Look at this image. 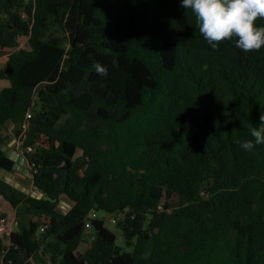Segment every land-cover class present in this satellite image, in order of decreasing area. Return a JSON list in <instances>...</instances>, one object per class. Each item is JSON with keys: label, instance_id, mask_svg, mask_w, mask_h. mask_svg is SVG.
I'll return each instance as SVG.
<instances>
[{"label": "trees", "instance_id": "trees-1", "mask_svg": "<svg viewBox=\"0 0 264 264\" xmlns=\"http://www.w3.org/2000/svg\"><path fill=\"white\" fill-rule=\"evenodd\" d=\"M1 54L0 134H22L44 198L0 177L31 216L0 264H264V144L238 143L264 113V48L213 49L181 0H0ZM92 210L125 212L123 244L97 219L79 252Z\"/></svg>", "mask_w": 264, "mask_h": 264}, {"label": "clouds", "instance_id": "clouds-1", "mask_svg": "<svg viewBox=\"0 0 264 264\" xmlns=\"http://www.w3.org/2000/svg\"><path fill=\"white\" fill-rule=\"evenodd\" d=\"M181 6L191 10L200 34L213 49L225 41H233L235 47L244 52L264 48V26L259 24L264 20V0H181ZM93 67L98 75H108L106 66L95 63ZM249 131L254 141H238L246 151L264 144V113L260 116V125ZM28 163L31 169L30 160Z\"/></svg>", "mask_w": 264, "mask_h": 264}, {"label": "rangeland", "instance_id": "rangeland-1", "mask_svg": "<svg viewBox=\"0 0 264 264\" xmlns=\"http://www.w3.org/2000/svg\"><path fill=\"white\" fill-rule=\"evenodd\" d=\"M53 30H55V29H53ZM21 47L22 48H28V40L27 39H22V44H21ZM7 58H8V54H1L0 55V68H2V69H6V62H7ZM6 84V81H4V79H1L0 78V90L1 89H3L4 88V85ZM4 133L2 132L1 134H0V145H2L3 144V142H2V140H3V138H4ZM19 146V145H18ZM20 149H19V151L21 152V147H19ZM16 174H18L17 172H15ZM14 173V174H15ZM20 175V178L23 180V182L24 183H26V185L27 186H24V187H26V188H28V186H34L33 184H32V182H29L27 179H26V176H24L23 174H19ZM18 175V176H19ZM0 177H5V173H3V172H0ZM63 202H67V203H69V204H71L72 205V203H71V201L69 200V199H67V198H64V200H62ZM61 201V202H62ZM61 202H60V204H59V206H58V208H60L61 210H65V207H67L65 204H61ZM0 215L1 214H3L2 213V211H1V209L4 207V206H8L9 207V209L11 210V211H13V208L11 207V206H9L5 201H4V199L3 198H1L0 197ZM15 212V211H14ZM99 216L100 217H106V227H108L111 231H113V232H115L116 234H117V236H118V243H119V245H121V244H123V236H122V232H121V230H120V228L116 225V224H114V223H112L110 220H107V214L105 213V212H99ZM15 221L17 222V225H16V227H15V229L16 230H18V228L21 226V224H25V223H28V221H29V219H30V215H28V214H26V213H22V215H20V220H19V218H18V216H17V210H16V213H15ZM14 220V219H13ZM20 221V224H18V222ZM22 222V223H21ZM96 233H95V230H91V231H89V232H87V235H86V240H85V242L83 243V244H81V246H80V248H79V252H86V250L92 245V240H93V237H94V235H95ZM1 256V255H0ZM46 260V259H45ZM39 264H45V263H43L42 261L39 263Z\"/></svg>", "mask_w": 264, "mask_h": 264}, {"label": "water", "instance_id": "water-1", "mask_svg": "<svg viewBox=\"0 0 264 264\" xmlns=\"http://www.w3.org/2000/svg\"><path fill=\"white\" fill-rule=\"evenodd\" d=\"M18 136L19 134L16 132V134L14 135V137L16 139H18ZM18 146V143H17V140H14V143L12 145V147H10L9 149L7 150H3L5 152V155L7 157H9L10 159H12L15 164L13 166V170L12 171H9L8 174L11 175V177L14 175V173L20 168V167H23L25 169V174L26 176H28L29 180L31 182L34 183L33 181V176H32V171L31 169L29 168V159L27 157H25L24 155H21L18 150L16 149ZM20 157V158H19ZM6 182L10 183L12 186L22 190L23 192H25L26 194L28 195H31L33 197H37V198H44V195L42 193H40L37 189L36 186H34V189L33 191H31L30 189L24 187L19 181L17 180H6ZM61 204H65L67 207H65V210H61L60 208H58V210L60 212H62L63 214H67L72 208L73 206L67 202H61ZM89 232V230H88Z\"/></svg>", "mask_w": 264, "mask_h": 264}, {"label": "built area", "instance_id": "built-area-1", "mask_svg": "<svg viewBox=\"0 0 264 264\" xmlns=\"http://www.w3.org/2000/svg\"><path fill=\"white\" fill-rule=\"evenodd\" d=\"M22 134L19 137L18 144L21 146L22 144ZM31 170H33V166L31 165ZM36 172V170H34ZM33 176V173H32ZM162 209V206H160ZM125 216V212H120L118 214H107V220H110L112 223L117 224L123 217ZM106 219V217H100L99 212L97 210H92L88 217L86 218V228L91 229L94 224V220L97 219ZM17 222L13 219H9L8 217H0V237L4 238L8 243L11 244V238L13 233L16 231L15 227Z\"/></svg>", "mask_w": 264, "mask_h": 264}, {"label": "crops", "instance_id": "crops-1", "mask_svg": "<svg viewBox=\"0 0 264 264\" xmlns=\"http://www.w3.org/2000/svg\"><path fill=\"white\" fill-rule=\"evenodd\" d=\"M4 81H6V84L4 85V88L5 87H7V86H9V81L8 80H4ZM2 132L5 134L4 135V138H3V140H2V142H3V144L1 145V149H3V150H7V149H9L10 147H12V145H13V143H14V140H17L18 141V139H16L15 137H14V135L16 134V131L14 130V128L13 127H11V128H9V129H2ZM17 150H18V152L21 154V155H24L23 154V152L21 151H19V146H17V148H16ZM20 158V157H19ZM18 174H14L12 177H11V175H9L8 174V172H3V173H5V177H4V179H5V181L6 180H17V181H19L22 185H24V186H27L26 185V183H24L23 182V180L20 178V175L19 174H23L24 176H26V174H25V169L23 168V167H20L17 171H16ZM19 175V176H18ZM26 179L29 181V182H31L30 180H29V178H28V176H26ZM32 184L34 185V183L32 182ZM28 189H30L31 191H33V190H35L34 189V186H28ZM1 204V203H0ZM9 205V204H8ZM10 206V205H9ZM13 208V207H12ZM1 211L2 212H6V214H7V217L9 218V219H14L15 220V213H16V209H14L13 208V211H11L10 209H9V207L8 206H4L2 209H1ZM15 211V212H14Z\"/></svg>", "mask_w": 264, "mask_h": 264}]
</instances>
